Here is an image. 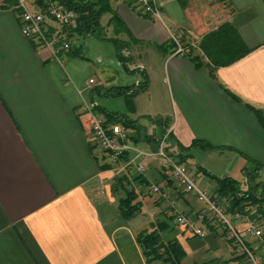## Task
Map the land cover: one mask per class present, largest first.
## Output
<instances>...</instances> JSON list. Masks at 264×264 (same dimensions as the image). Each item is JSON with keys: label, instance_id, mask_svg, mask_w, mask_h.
Here are the masks:
<instances>
[{"label": "crops", "instance_id": "0c3cea01", "mask_svg": "<svg viewBox=\"0 0 264 264\" xmlns=\"http://www.w3.org/2000/svg\"><path fill=\"white\" fill-rule=\"evenodd\" d=\"M156 4L159 20L141 15L130 0H112L126 29L118 34L108 25L111 15L101 17L105 37L129 43L123 64L112 42L93 36L79 38L80 55L54 59L22 35L16 13L0 0V264H146L137 237L154 230L181 244L186 253L181 264H245L219 228L205 222L206 236L198 239L175 226L168 202L145 193L148 185L173 190L190 217L203 206L174 188L158 158L137 157L135 150L155 151L159 139L153 130L159 128L151 119L168 118L173 141L166 140L165 147L180 160L178 145L211 146L181 154L200 189L217 194V185L208 189L214 179L244 184L248 160L260 165L255 180L264 184V128L254 113L264 117V0ZM224 23L238 32L249 53L211 68L198 44ZM177 33L187 38L183 54L175 53L171 40ZM143 76L148 86L131 98L130 110L123 95H104L110 87H136ZM89 79L94 83L87 88ZM91 102L136 120L152 141L127 128L133 149L110 167L85 125ZM139 162L147 166L143 175L136 172ZM118 175H125L141 204L130 220L118 210L124 191L112 192Z\"/></svg>", "mask_w": 264, "mask_h": 264}, {"label": "built area", "instance_id": "2783aa9c", "mask_svg": "<svg viewBox=\"0 0 264 264\" xmlns=\"http://www.w3.org/2000/svg\"><path fill=\"white\" fill-rule=\"evenodd\" d=\"M61 1L4 0L6 8L16 13L22 35L29 41L49 50L56 60H59L62 53H68L77 48L81 37L74 31L78 18L77 10L64 5ZM130 1L132 7L141 15H147L155 20L160 19L156 0ZM171 38L175 42V53L183 54L184 48L178 43L176 34ZM93 83L94 81L89 79L86 82L87 88ZM97 107L95 102L86 106L85 125L91 133L92 141L106 155L107 164L110 167H116L121 164L124 154L133 149L129 146L131 131L117 122L106 123V120L96 112ZM158 139L155 151L135 150L136 156L158 158L162 168L173 182L174 188L183 193L193 194L203 208L190 217L179 206L177 197L170 188L151 184L144 192L153 196L157 195L168 202L170 213L174 216L175 226L178 229H184L192 237L201 239L206 236L204 223L207 222L222 231L232 247L233 254L241 257L245 264H264V219L255 216V206L250 207L249 213H242L232 207L231 196L220 197L200 189L196 184L192 168L166 149L167 133L160 135ZM146 169L144 162L136 165V172L139 175H143ZM243 193L239 190L237 197L241 198Z\"/></svg>", "mask_w": 264, "mask_h": 264}, {"label": "trees", "instance_id": "16d2710c", "mask_svg": "<svg viewBox=\"0 0 264 264\" xmlns=\"http://www.w3.org/2000/svg\"><path fill=\"white\" fill-rule=\"evenodd\" d=\"M64 5L74 8L78 12L77 22L74 31L83 36H93L97 39L108 40L113 43L118 60L125 64L128 58L123 55L124 49L129 46L128 42L117 40L115 38H107L103 33V28L100 24L101 17L105 14H110L111 18L108 25L113 26L116 34L126 32L120 17L112 8V0H62ZM199 49L208 61L211 68L226 67L239 59L243 58L249 53L245 44L241 40L238 32L228 23L220 25L216 30L206 34L198 44ZM72 55H80V48L70 50ZM195 66L199 67L200 63L197 62L198 58H193ZM212 72V70H210ZM148 86V81L143 76L142 81L136 87H110L104 90V95L107 96H121L125 97L128 105V110L132 109L131 98L135 97L140 92L144 91ZM99 111L106 117V123L117 122L122 124L125 128H132L136 130L138 135H143L146 141L150 142L152 139L146 138L145 133L141 134V127L137 124L136 120H130L127 115L114 112H106L103 109ZM257 118L259 119L262 127L264 128V117L260 111L254 110ZM151 122L156 124L160 133H167V140L173 141V136L167 132L169 128V119H151ZM158 138V137H157ZM192 148H199L203 150L211 149V146L204 142L194 141L189 147H182L178 145L181 161L185 162L186 156L181 154L188 152ZM251 164V171L245 169V177L249 184L247 191L243 193L241 198L237 197L239 188L236 186L235 181L229 178L216 179L218 182L217 195L220 197L231 196V204L233 208H237L242 213H249L252 206L256 208L255 216L264 219V184L256 183V173L260 165L252 160H248ZM249 168V169H250ZM211 178V174L206 173ZM125 179V178H124ZM123 178H117L112 184V192L121 189L125 192L124 197L118 201V210L122 218L130 220L134 218L141 209V204L136 201L135 193L124 190ZM254 217V215H252ZM161 230H154L150 233H141L137 237V242L140 245L143 255L147 256V262L151 264L155 259L161 260L164 264H181L186 257V253L181 244L177 240H169L166 244L162 242ZM162 250V252H160Z\"/></svg>", "mask_w": 264, "mask_h": 264}, {"label": "rangeland", "instance_id": "374dc122", "mask_svg": "<svg viewBox=\"0 0 264 264\" xmlns=\"http://www.w3.org/2000/svg\"><path fill=\"white\" fill-rule=\"evenodd\" d=\"M102 22L104 23V21H103V18H102ZM102 35H103V33H102ZM183 34L182 33H177L176 34V37L178 38V43L179 44H181V47H183L184 46V43L186 42V40H187V38H184V40H183ZM172 40V39H171ZM184 41V42H183ZM81 42V41H80ZM189 43H187L188 44V46L190 47V48H193V44H191V41H188ZM172 43L174 44V46H175V42L172 40ZM192 171L195 173V171L192 169ZM251 171V168L250 169H248V173ZM117 177V176H116ZM118 178H125V175H118ZM200 178H202V179H200L199 180V184H201L202 185V180H203V177H201L200 176ZM245 178V177H244ZM117 179V178H116ZM115 179V180H116ZM114 180V181H115ZM125 181H123V185H124V190H128V191H131V188H130V186H129V184H127L128 182L126 181V179H124ZM210 180V179H209ZM255 182L256 183H260V182H257L256 180H255ZM236 183V182H235ZM209 188L208 189H211V188H214L215 187V185H217V187H218V182L216 181V179H214V181L213 180H211L210 182H209ZM236 186L239 188V189H241V190H243V191H247V189H248V186H249V184L247 183V181L245 180V183L244 184H240V183H236ZM123 191V190H122ZM124 195H125V192H124V194L122 195L123 197H124ZM152 209V208H151ZM155 211V210H154ZM152 211H150L149 213H151ZM143 233V232H142ZM162 242L164 243V244H166L167 242H168V237H164L163 239H162ZM160 252H162V250L160 251ZM144 259H145V262H146V264H149L148 262H147V256H145L144 255ZM151 264H164L161 260H158V259H155L154 261H152L151 262Z\"/></svg>", "mask_w": 264, "mask_h": 264}, {"label": "water", "instance_id": "95a60500", "mask_svg": "<svg viewBox=\"0 0 264 264\" xmlns=\"http://www.w3.org/2000/svg\"><path fill=\"white\" fill-rule=\"evenodd\" d=\"M153 135L157 136L158 138H160V131L158 130H153Z\"/></svg>", "mask_w": 264, "mask_h": 264}]
</instances>
